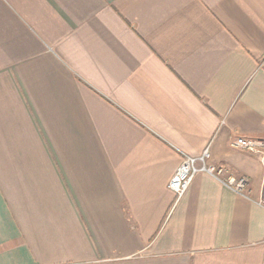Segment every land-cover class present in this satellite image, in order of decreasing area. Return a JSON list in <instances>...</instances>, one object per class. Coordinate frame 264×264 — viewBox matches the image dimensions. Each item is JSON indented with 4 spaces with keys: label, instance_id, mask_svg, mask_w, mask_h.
I'll return each instance as SVG.
<instances>
[{
    "label": "crops",
    "instance_id": "0c3cea01",
    "mask_svg": "<svg viewBox=\"0 0 264 264\" xmlns=\"http://www.w3.org/2000/svg\"><path fill=\"white\" fill-rule=\"evenodd\" d=\"M264 0H0V264H263ZM207 146L250 197L198 172Z\"/></svg>",
    "mask_w": 264,
    "mask_h": 264
},
{
    "label": "built area",
    "instance_id": "2783aa9c",
    "mask_svg": "<svg viewBox=\"0 0 264 264\" xmlns=\"http://www.w3.org/2000/svg\"><path fill=\"white\" fill-rule=\"evenodd\" d=\"M232 146L242 148L249 153L258 155L262 161L264 171V138L239 136L232 142ZM184 158V166L177 170L168 182V187L173 190L178 197H181L186 192L194 176L198 172L208 173L232 191L250 197L249 178L247 176H236L232 173H228L225 168L213 164L210 161L211 152L209 146L197 156L186 155ZM256 202L264 208L263 197L259 198Z\"/></svg>",
    "mask_w": 264,
    "mask_h": 264
}]
</instances>
